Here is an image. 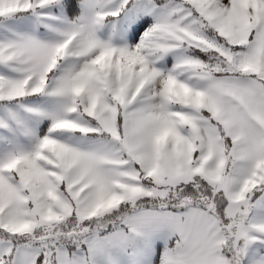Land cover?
<instances>
[{
  "label": "snow or ice",
  "instance_id": "obj_1",
  "mask_svg": "<svg viewBox=\"0 0 264 264\" xmlns=\"http://www.w3.org/2000/svg\"><path fill=\"white\" fill-rule=\"evenodd\" d=\"M0 264H264V0H0Z\"/></svg>",
  "mask_w": 264,
  "mask_h": 264
}]
</instances>
